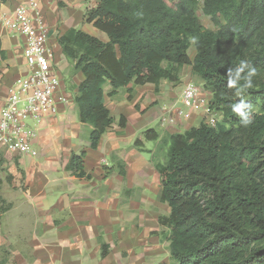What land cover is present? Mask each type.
<instances>
[{
	"label": "trees",
	"instance_id": "obj_1",
	"mask_svg": "<svg viewBox=\"0 0 264 264\" xmlns=\"http://www.w3.org/2000/svg\"><path fill=\"white\" fill-rule=\"evenodd\" d=\"M199 7L214 30L200 23ZM83 21L105 39L72 27L57 43L82 75L73 101L78 120L88 125L86 147L95 149L115 120L105 95L124 90L130 98L145 84L158 92L162 80L178 83L190 66L220 113L216 125L148 128L133 142L137 148L156 142L160 201L168 206L157 220L169 256L175 264H264V0H99L86 8ZM238 68L237 83L229 87V69L234 74ZM241 99L252 119L246 127L232 111ZM125 123L119 116L117 124ZM84 154L72 153L67 169L90 178Z\"/></svg>",
	"mask_w": 264,
	"mask_h": 264
},
{
	"label": "crops",
	"instance_id": "obj_2",
	"mask_svg": "<svg viewBox=\"0 0 264 264\" xmlns=\"http://www.w3.org/2000/svg\"><path fill=\"white\" fill-rule=\"evenodd\" d=\"M29 1L0 0V108L14 79L27 73L24 38L7 30L1 19ZM33 1L39 4L47 43L55 54V69L61 78L57 95L65 101L42 122L35 157L10 153L2 157L4 151H0L2 162L13 165L8 168L7 181L0 177V229L18 238L14 242L21 245L18 253L24 264H153L157 260L164 264L170 257L169 242L164 243L166 236L157 219L167 214L168 206L160 201V176L153 161L156 142L143 141L140 148L133 142L153 122L158 123L163 106L177 100L181 90L176 86L182 88L186 79L181 77L177 84L162 80L158 92L153 84L136 86L130 98L124 90L113 97L105 95L103 102L115 120L97 147L87 148L88 125L78 120L73 101L82 75L76 73L71 82L67 78L71 64L57 36L73 27L105 39L101 31L83 21L86 8L99 0H61L62 6L58 0ZM189 54L193 56L192 49ZM109 88L103 86L104 93ZM199 88L210 97L208 90ZM119 116L125 117L124 127L117 124ZM199 120L194 117L186 124L196 126ZM163 128L159 124L154 129ZM148 142L154 143L153 148ZM82 151L83 171L90 178L67 169L71 154ZM102 244L106 245L104 256ZM28 246L30 255L25 253Z\"/></svg>",
	"mask_w": 264,
	"mask_h": 264
},
{
	"label": "built area",
	"instance_id": "obj_3",
	"mask_svg": "<svg viewBox=\"0 0 264 264\" xmlns=\"http://www.w3.org/2000/svg\"><path fill=\"white\" fill-rule=\"evenodd\" d=\"M1 23L24 38L27 73L14 79L0 108V151L35 157L42 122L55 115L58 104L65 101L57 95L61 78L55 69V54L47 43V29L37 1L18 5ZM194 117L215 126L220 113L211 108L209 97L199 86L188 81L177 100L163 106L159 122L162 127L177 129V125Z\"/></svg>",
	"mask_w": 264,
	"mask_h": 264
},
{
	"label": "rangeland",
	"instance_id": "obj_4",
	"mask_svg": "<svg viewBox=\"0 0 264 264\" xmlns=\"http://www.w3.org/2000/svg\"><path fill=\"white\" fill-rule=\"evenodd\" d=\"M167 2L169 3V0H167ZM197 16H198V18L200 20V23L203 25L204 28H207V29H210V30H214V27L212 25V22H211L210 18L208 16H206L202 12L200 7L197 9ZM191 49H193V47H191ZM188 67L189 66H184L182 68L180 76L185 78L186 82L191 81L194 84H196L197 86L202 87V84H201L200 80L197 77L193 76L192 73H190V69ZM69 69L70 70H68L66 72V76L71 82L72 81L71 78H72L73 75L76 74V72L73 71L72 65H71V67ZM181 77H180V81H181ZM70 82H67V85H68V87L70 89H73L74 85L71 86L72 83H70ZM107 85L108 84H105L104 86H107ZM176 89L177 90H179V89L181 90L182 88H181V86L178 85V86H176ZM178 95H179V93H178ZM75 118L77 119L76 114H75ZM159 121H160V119L158 120V123L160 124ZM186 122H188V121H183L182 124L177 125V127H176L177 131H183L184 129L189 127V125H187ZM158 123L157 122H153L152 123V125H153L152 128H158L159 127ZM161 127H162V125H161ZM84 138L87 139V132H85ZM153 144H154L153 142H148V147L150 149L153 148ZM1 155H2V157H4V156L7 155V153L3 152ZM158 159L159 160L163 159V156L160 154ZM12 166L13 165H9L8 164L7 160H4V162H1L0 163V177L4 178L7 181L8 180L7 177L10 175V172H9L8 168L12 167ZM15 239H18V238L14 237V236H11L9 231L0 229V264H24L23 261H21V259H22L21 254L18 253V250L21 248V245L19 243H17V242H14ZM23 239L27 240L26 237H23ZM166 241L167 240L165 238V242H164L165 244H166ZM26 249H27V251L25 253L27 255H30L31 251L29 250V246ZM167 249H168V245H167ZM158 263H160V261L157 260L153 264H158ZM164 264H175V261L169 257V258H167V260H166V262Z\"/></svg>",
	"mask_w": 264,
	"mask_h": 264
},
{
	"label": "clouds",
	"instance_id": "obj_5",
	"mask_svg": "<svg viewBox=\"0 0 264 264\" xmlns=\"http://www.w3.org/2000/svg\"><path fill=\"white\" fill-rule=\"evenodd\" d=\"M241 71L242 68H238L235 70V73L233 74V70L229 69V75L227 80V84L229 87H234L236 85L237 79L239 78V74ZM254 73H255V69H253L249 73V76L253 75ZM247 87H251L250 79L247 84ZM248 109H249V104L242 99L232 105V111L238 117H240V122L245 127L252 123V119L250 118Z\"/></svg>",
	"mask_w": 264,
	"mask_h": 264
}]
</instances>
